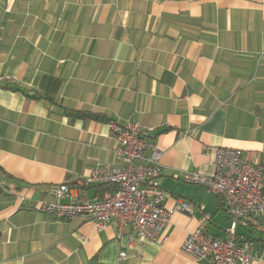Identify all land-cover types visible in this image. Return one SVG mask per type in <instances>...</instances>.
Here are the masks:
<instances>
[{
    "label": "crops",
    "instance_id": "crops-1",
    "mask_svg": "<svg viewBox=\"0 0 264 264\" xmlns=\"http://www.w3.org/2000/svg\"><path fill=\"white\" fill-rule=\"evenodd\" d=\"M111 121L155 130L173 211L157 242L37 210L52 186L122 167ZM223 147L264 160V0H0V264H208L181 247L198 229L225 238L230 220L181 179L213 175ZM94 187L77 195L103 199Z\"/></svg>",
    "mask_w": 264,
    "mask_h": 264
},
{
    "label": "built area",
    "instance_id": "built-area-1",
    "mask_svg": "<svg viewBox=\"0 0 264 264\" xmlns=\"http://www.w3.org/2000/svg\"><path fill=\"white\" fill-rule=\"evenodd\" d=\"M114 152L123 161L120 168L110 165L95 169L79 178L73 186H52L37 210L67 221L82 217L96 223L98 229L116 224L121 231L131 227L139 243L157 242L173 211L164 207L167 196L156 182L160 177L162 152L153 139L154 131L139 122L109 123ZM215 173L204 176L198 172L183 174L182 182L202 186L213 193L230 220L225 238H214L203 229L187 235L181 251L197 262L208 264H251L259 234L264 247V160L263 154L234 148H218L215 152ZM112 184L117 191L109 197L88 200L77 192L92 186ZM179 210L193 214V206L182 203ZM209 219V216H205ZM244 228V238L238 228ZM256 233V234H255ZM120 254V260L126 258Z\"/></svg>",
    "mask_w": 264,
    "mask_h": 264
},
{
    "label": "trees",
    "instance_id": "trees-1",
    "mask_svg": "<svg viewBox=\"0 0 264 264\" xmlns=\"http://www.w3.org/2000/svg\"><path fill=\"white\" fill-rule=\"evenodd\" d=\"M66 114L71 117H77L82 119H95L98 121L104 120V117L100 114H92V113H85V112H75V111H66ZM96 192L102 196V198H106L111 196L117 191V186L112 184H105V185H99L95 186Z\"/></svg>",
    "mask_w": 264,
    "mask_h": 264
}]
</instances>
